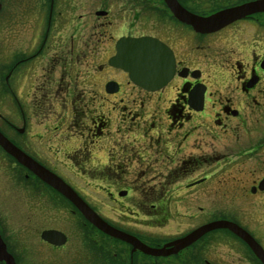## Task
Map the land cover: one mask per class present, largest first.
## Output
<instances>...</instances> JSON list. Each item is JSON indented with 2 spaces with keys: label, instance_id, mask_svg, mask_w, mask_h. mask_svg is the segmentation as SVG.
Returning <instances> with one entry per match:
<instances>
[{
  "label": "flooded vegetation",
  "instance_id": "1",
  "mask_svg": "<svg viewBox=\"0 0 264 264\" xmlns=\"http://www.w3.org/2000/svg\"><path fill=\"white\" fill-rule=\"evenodd\" d=\"M257 1L0 0L4 58L0 86L8 89L17 105L14 122L0 113V132L58 176L109 225L152 249L169 251L173 247L168 245L195 230L229 221L264 250V240L254 235L244 215L204 220L203 208L198 212L204 221L195 227L174 235L144 236L106 219L76 187L77 180L55 170L66 166L81 181L84 174L90 176L84 182L107 185L99 187L112 204L143 216L150 229L159 231H165L177 215L191 222L193 200L209 197L207 188H198L223 174L217 180L223 194L253 208L256 222L264 228V12L242 16L211 32L197 31L190 23L192 16L207 19ZM124 40H152L165 46L175 61L172 80L149 92L112 66L110 60ZM100 55L108 59L97 65ZM84 57L95 58L85 70L92 79L89 102L124 105L120 115L111 118L117 111L112 108L108 117L95 115L89 129L83 124L77 131H60L64 117L52 128L44 116H60L53 111L55 106L73 105L75 121L74 106L86 103L74 90ZM131 87L144 96L127 95ZM151 103L158 117L156 127L152 115H147ZM129 105H137L135 111ZM125 109L130 111L126 114ZM35 118L36 125L45 128L35 131ZM39 134L49 136L63 158L46 146L31 150L27 138ZM218 162L224 163L219 171L204 173ZM198 173L203 176L196 177ZM3 176L7 187L2 196L0 186V201L11 198L13 205L11 212L0 205V238L15 264H262L247 243L226 229L208 232L168 256L134 250L132 244L89 224L70 200L0 147V180ZM66 217L72 221L69 227ZM9 218L14 224L8 223ZM48 231L64 236L57 234L48 241L44 238ZM0 264L6 263L0 260Z\"/></svg>",
  "mask_w": 264,
  "mask_h": 264
},
{
  "label": "rangeland",
  "instance_id": "2",
  "mask_svg": "<svg viewBox=\"0 0 264 264\" xmlns=\"http://www.w3.org/2000/svg\"><path fill=\"white\" fill-rule=\"evenodd\" d=\"M10 54V53H9ZM1 61L2 57H0ZM6 59L8 61H10L11 57H6ZM108 59V55H100L97 58V61L95 62L97 65H101L103 63L106 62V60ZM83 63H84V69H81V76L80 78L78 77L77 81H78V88L76 86L75 92L78 93V96L80 98H83V100L86 103H76L74 106L75 111H74V115H75V121H73V105L68 104L67 106H62V108L60 107H54L53 111L57 112L58 114H60V116H57V114L51 116V114L44 116V119L47 120L48 125H50L52 128L54 126H56L58 124V126H60V124H62V120L64 117H66V121L63 120V125L60 127V131H65L67 130V128L71 129L72 131H77L79 129H81V125H85L84 128L89 129L92 127V122L93 120L96 118L95 115L97 114H102L103 116H110L109 113L111 112L112 108H116L117 111L113 112V115L111 114V118H115L116 114L120 115L119 111L121 106L124 105H111V104H104L101 101L94 103V101L91 103L89 101L88 98L89 96H93V93H91V81L92 79L89 77L90 74H88L85 70L87 68H89L91 65L93 66V61L95 60L94 57H84L83 58ZM107 79V77H104ZM109 79V78H108ZM69 81V79H68ZM72 85H74V83H72ZM69 87V84H68ZM8 90V89H7ZM6 89H4V87L0 86V113H2L6 119H8L10 122H14L17 120V116L15 114V110L17 109V105L15 104L14 100L11 98L10 93L7 91ZM131 90V91H129ZM6 91V94H4L3 92ZM127 91V95L131 96V97H139V96H144V94L139 95L138 90H135L131 87V89H126ZM81 92L83 93H87L88 95H82ZM130 92L132 94H130ZM88 96V97H87ZM100 96V94H99ZM146 96V95H145ZM76 99V102H79V99ZM154 103V101L152 102ZM149 104L148 106V116L152 115L151 119L152 121L155 122V127L157 126V116H155V104ZM49 106V105H48ZM128 107V105H125ZM64 107V108H63ZM135 107H137V105H129L130 109H133L132 111H135ZM122 108V107H121ZM19 111V108L17 110V113ZM129 109H125V113L127 114V112H129ZM124 111H122L123 113ZM22 114H20L21 116ZM88 115V116H87ZM57 117V118H55ZM62 119V120H61ZM35 122V123H34ZM33 123L34 125V129L35 131H38L39 128H45V127H38L36 125V123L38 122L37 119L35 118V121ZM73 123V124H72ZM36 127V128H35ZM112 128V127H111ZM113 129V128H112ZM110 129V130H112ZM59 131V133H61ZM71 131V132H72ZM84 137H86V132L83 135ZM28 139V143H29V147L32 150V148H34L35 150L38 149L40 146H46L47 150L50 152H53V154L56 153V156H58L59 158H63V155L61 153H57L59 152L61 149L51 141V138L49 136L43 135V134H39V135H35V136H30ZM106 142L105 140L102 141V146H106ZM32 146V147H31ZM106 161V159H104V162ZM103 162V160H102ZM106 163V162H105ZM224 163L222 162H218L215 163V165H211V168L205 169L204 173L207 175H212L214 173H216L217 171H219V169L223 166ZM62 165V164H60ZM57 173H59L61 176L63 177H71L72 179L77 180L76 181V187L79 189L80 192H82V194L85 196V198L91 202L98 210V212L105 216L106 219H110L112 221H117L121 223V226L130 230H134V231H139L140 234H143L144 236L148 235V236H155V234H171L174 235L176 233H180L183 232L187 229H190L192 227L197 226L198 224H200L202 221L206 220V218H210V219H215L217 217H220L221 215L223 216H233V215H244L247 219H249L250 224L252 225V231L254 233V235L260 239V240H264V228H262V226H259V224L256 222V211L253 210V208L250 207H246L244 205L243 202H241L238 199H233L230 195L225 196L223 193L225 192V190L221 187L220 184L217 183V180L222 178L223 174H217L214 177H210V181L207 182L206 184H204V186L199 187L198 189H206L208 190V194L209 197L208 198H203L200 200H193L194 203V219H192V221L190 222L189 220L187 222L185 221H181L183 219H181L182 217L177 215L174 217V222L172 221L168 226H166L165 231H159L158 229H150L149 228V223L147 225V223H145L146 221H143V216L142 217H138L135 216L134 214H131V212H125L122 209L125 208H117L116 205L112 204V202L110 200H108L106 198L105 193L107 192L105 189H102V187H99L100 185L103 186L104 188H106L107 185L105 184H100V183H96V182H84V181H89L88 179H86L85 177H89L90 176H84V174H82V176L84 177L83 181L79 180V175L77 177H75L67 168L66 166H64V168L62 167V169H55ZM78 170H81V168H78ZM96 171V170H94ZM81 172V171H80ZM84 173V172H81ZM203 176L202 173H198L196 174V177L201 178ZM81 178V177H80ZM82 179V178H81ZM74 180V181H75ZM187 185V184H186ZM0 186L2 188V196L4 194H6V187L7 184L4 182V176L2 177V180H0ZM178 187H184V185H179ZM195 192L197 193L198 191L195 190ZM5 198V197H4ZM3 198V199H4ZM178 200V199H176ZM84 201V200H83ZM85 202V201H84ZM177 202V201H176ZM0 205L2 208L8 210L9 212H11V208L13 205V200L10 198V202H5V201H0ZM250 205V204H249ZM199 208H203L205 210V213L203 215H205V217H203L204 220H202V216L200 217L199 214L201 215L200 212H198ZM260 210H258L257 213ZM10 220L8 221V223L10 225L14 224V221L12 218H9ZM72 221L70 217H66V224L69 227L71 225ZM179 225H182L181 227H178ZM155 226V225H153ZM159 236V235H158ZM84 240H87L86 238H84ZM99 240H101V238H99ZM227 240H232L230 237L227 238ZM237 264H242L240 262H238Z\"/></svg>",
  "mask_w": 264,
  "mask_h": 264
},
{
  "label": "water",
  "instance_id": "3",
  "mask_svg": "<svg viewBox=\"0 0 264 264\" xmlns=\"http://www.w3.org/2000/svg\"><path fill=\"white\" fill-rule=\"evenodd\" d=\"M261 12H264V0L240 8L224 11L207 19H200L192 16L190 23L197 31L211 32L224 27L231 21L242 16ZM117 50L118 54L110 60V64L128 73L130 80L138 87L149 92H156L172 80L175 73L174 57L172 53L159 42L152 40H124L119 42ZM0 147L10 156L14 157L22 166L32 171L42 181L70 200L91 225L106 235L132 244L134 250L139 249L145 254L151 256H168L189 247L208 232L226 229L247 243L256 257L262 264H264V250L245 230L237 224L229 221H215L207 224L195 230L187 237L168 245L173 247V249L169 251H166L167 247L162 249H152L143 244L137 238L124 233L105 222L58 176L54 175L28 157L12 144L1 132ZM57 234L61 235L62 233L48 231L44 233V238L51 241L52 237ZM61 236L64 235L62 234ZM0 260L4 261L6 264H15L13 257L7 253L5 244L1 238Z\"/></svg>",
  "mask_w": 264,
  "mask_h": 264
}]
</instances>
